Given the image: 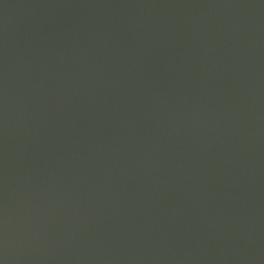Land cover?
Returning <instances> with one entry per match:
<instances>
[{
  "label": "water",
  "instance_id": "95a60500",
  "mask_svg": "<svg viewBox=\"0 0 264 264\" xmlns=\"http://www.w3.org/2000/svg\"><path fill=\"white\" fill-rule=\"evenodd\" d=\"M0 264H264V0H0Z\"/></svg>",
  "mask_w": 264,
  "mask_h": 264
}]
</instances>
